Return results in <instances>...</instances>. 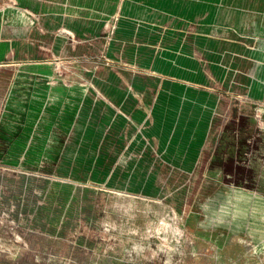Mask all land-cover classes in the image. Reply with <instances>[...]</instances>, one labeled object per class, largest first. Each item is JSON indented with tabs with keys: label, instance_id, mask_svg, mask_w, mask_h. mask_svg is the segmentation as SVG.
I'll use <instances>...</instances> for the list:
<instances>
[{
	"label": "rangeland",
	"instance_id": "374dc122",
	"mask_svg": "<svg viewBox=\"0 0 264 264\" xmlns=\"http://www.w3.org/2000/svg\"><path fill=\"white\" fill-rule=\"evenodd\" d=\"M262 64L264 0H0V264H264L202 207L264 195Z\"/></svg>",
	"mask_w": 264,
	"mask_h": 264
},
{
	"label": "clouds",
	"instance_id": "9594fccd",
	"mask_svg": "<svg viewBox=\"0 0 264 264\" xmlns=\"http://www.w3.org/2000/svg\"><path fill=\"white\" fill-rule=\"evenodd\" d=\"M255 67L257 71H264V64ZM202 207L210 222L215 216L216 226L234 227L246 231L249 236H264V195L260 193H236L218 205L209 201Z\"/></svg>",
	"mask_w": 264,
	"mask_h": 264
},
{
	"label": "crops",
	"instance_id": "0c3cea01",
	"mask_svg": "<svg viewBox=\"0 0 264 264\" xmlns=\"http://www.w3.org/2000/svg\"><path fill=\"white\" fill-rule=\"evenodd\" d=\"M149 11V9H142L139 11V15H144V13H147L145 11ZM142 11V12H141ZM144 12V13H143ZM157 15V12L156 11H153V15ZM16 20L19 22V23H25L27 22V16L25 15V12L23 10H20L19 12H17V15H16ZM235 161L232 162V165L229 166L228 168H230V170H228L229 172L228 173H233L231 174L233 177L235 176V178L239 175L238 172L239 171H243V170H246L245 166L241 165L240 162H238L237 160H233ZM231 175H228V176H231Z\"/></svg>",
	"mask_w": 264,
	"mask_h": 264
}]
</instances>
